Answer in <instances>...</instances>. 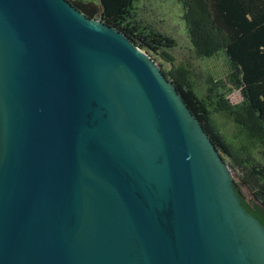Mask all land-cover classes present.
I'll return each instance as SVG.
<instances>
[{
	"label": "water",
	"instance_id": "obj_1",
	"mask_svg": "<svg viewBox=\"0 0 264 264\" xmlns=\"http://www.w3.org/2000/svg\"><path fill=\"white\" fill-rule=\"evenodd\" d=\"M0 264H264L183 96L67 0H0Z\"/></svg>",
	"mask_w": 264,
	"mask_h": 264
},
{
	"label": "trees",
	"instance_id": "obj_2",
	"mask_svg": "<svg viewBox=\"0 0 264 264\" xmlns=\"http://www.w3.org/2000/svg\"><path fill=\"white\" fill-rule=\"evenodd\" d=\"M90 19L126 35L160 67L200 120L232 172L242 206L264 226V0H173L195 56L214 64L200 83L179 45L139 9L142 0H67ZM238 92L240 101L230 96ZM250 192L247 199L242 192Z\"/></svg>",
	"mask_w": 264,
	"mask_h": 264
},
{
	"label": "rangeland",
	"instance_id": "obj_3",
	"mask_svg": "<svg viewBox=\"0 0 264 264\" xmlns=\"http://www.w3.org/2000/svg\"><path fill=\"white\" fill-rule=\"evenodd\" d=\"M172 1L173 0H142L139 4L140 13L150 22L164 20V28L177 39L179 45L176 50L172 51L173 56L178 61L183 62L188 60L193 64L195 72L200 75V83L203 87L202 81L205 78L204 74L206 73V70L218 69L221 65L204 61L195 56L191 49V45L189 44L187 32L180 17V12ZM159 62L163 64L162 67L157 64L161 69L168 68L163 60H160ZM230 98L233 103H237L241 99L238 92L233 93ZM233 181H238V178L234 173ZM242 192L247 199L251 198L248 190L242 188Z\"/></svg>",
	"mask_w": 264,
	"mask_h": 264
}]
</instances>
